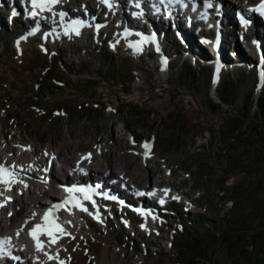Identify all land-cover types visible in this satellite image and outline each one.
<instances>
[{
  "label": "rangeland",
  "instance_id": "1",
  "mask_svg": "<svg viewBox=\"0 0 264 264\" xmlns=\"http://www.w3.org/2000/svg\"><path fill=\"white\" fill-rule=\"evenodd\" d=\"M3 12L1 135L7 127L9 132H16V139L22 137L38 143L39 148L52 146L63 151L67 161L89 150L98 151L104 141H108L115 157H128L125 154L135 150L131 148L133 142L126 141L124 127L136 138L149 136L156 150L154 161L149 164L154 170L153 182L168 174L165 164L168 165L175 174L173 184L183 181L186 189L202 190L201 203L207 208L204 212L209 213V205L213 206V216L219 219L200 227L195 218L192 225L185 226L183 208L173 207L176 216L158 222L163 236L172 233V249L167 247L168 240L154 235L143 237L142 220L135 229L123 226L127 218H113L108 228L103 222L99 225L92 221V226L87 224L82 230L76 227L62 239L60 247L68 264H236L233 247L228 249L221 238L223 231L238 235L242 233L236 230L240 226L246 231L264 222V85L259 94L264 67H258L260 58L254 43L250 42L251 49H245L247 65L237 64L225 70L216 90L209 81L213 66L188 55L189 59L183 62L185 55L181 47L178 51L179 38L174 32L163 43L171 59L170 65L166 63L170 67L168 73L155 56H149L148 49L140 57L136 51L124 50L125 42L111 49L110 45L117 42L108 37L107 28L102 34L71 40L61 47H48L38 37L18 46V38L27 34L30 27L24 22L14 23L15 27L6 25L7 12ZM74 42L77 45L72 48L70 44ZM172 45L180 55H172ZM16 47L23 52L16 51ZM236 145L241 149L246 145L245 151L228 152ZM127 164L128 174L136 178L137 189L143 187L148 170L142 159L130 155ZM115 166L119 171L121 161H116ZM188 172L191 176L187 179ZM224 189L230 202L219 199ZM231 199L235 201L233 205ZM217 205L221 206L219 217ZM208 213L205 214L209 216ZM210 218L203 217L205 221ZM247 234L250 240L239 245L241 250L242 246L254 249L251 232ZM195 236L201 239L203 250L187 261ZM148 242L151 249L143 252ZM246 261L243 264H252Z\"/></svg>",
  "mask_w": 264,
  "mask_h": 264
},
{
  "label": "bare ground",
  "instance_id": "2",
  "mask_svg": "<svg viewBox=\"0 0 264 264\" xmlns=\"http://www.w3.org/2000/svg\"><path fill=\"white\" fill-rule=\"evenodd\" d=\"M93 0H57L58 7L52 11H47V12H34V21H36V26L31 24V27L36 28L35 31H29V34L25 36V40L22 41V38L20 39V43L25 44V43H30L31 40L34 37V33L38 35L41 31H45V34H41L43 37L40 39L42 44H47L48 47H51V45L56 44L64 46L67 42L69 41H75L78 38L82 37H88L90 36L89 32L85 33L83 27H82V22L86 23L90 21V24H93L95 26H100L102 25L103 27H106L107 33L109 34V38H113L114 41L117 42V45L123 42L127 43L124 50L126 51H136L137 55L139 57L141 56L140 50L149 48V46L154 47V52L153 56H155L159 62V66H162V68L170 65V59H169V54L166 48H164V41L165 37L169 36L170 31L176 32L177 30L180 31V33H176L177 37L179 38L178 44L180 45L181 49L183 50L185 56H192L194 52L196 53L197 46H201V42H199L198 37L200 34L195 35L193 32L195 30H191L190 28L185 27V25L179 21L177 23L171 24L167 23L165 25H162V22L158 20V22H155V25L153 28L151 26H148L143 24L141 27L145 31L148 28H152L151 32H153V37L150 41L149 38L146 37L145 40L142 39H136L132 38L131 35H123L119 32V29L117 31L111 30L110 27L112 26L111 23L117 24L116 21H112V17H108L107 19H102L100 17V13H97L98 8L93 7L92 5ZM239 1V2H238ZM243 1L245 0H218L216 2H223L226 4V6H234L235 8H241L243 4ZM83 2L84 5L86 6L85 9H83ZM5 4V1H4ZM74 8V10H73ZM76 9L78 11H76ZM70 10H72L71 15L69 18L64 14L63 18L61 17L60 19L62 20L63 27H57L59 24L58 20V15L59 11H62V14L64 12L68 13ZM230 17L225 15L223 17V21L226 22ZM71 19H76L78 20V24H74V29L71 28V25H69L66 22L71 23ZM32 20V21H33ZM138 20L137 17H135L132 21ZM233 20V19H232ZM3 22V21H2ZM232 22V21H231ZM261 24L262 22L259 21ZM72 24V23H71ZM53 25V26H52ZM177 25V28L175 27ZM118 27V26H117ZM185 27V28H184ZM187 28V29H186ZM123 29V27L121 28ZM104 31H100L99 34L103 33ZM78 33V34H77ZM134 36V35H133ZM231 36L234 37L235 34H231L230 32L226 34L224 40L226 42L232 41ZM134 37H139V36H134ZM254 37L255 39L258 40V44L260 48L258 49V52L260 54V59H259V66L258 67H264V35H261L260 33L256 32ZM235 39V37L233 38ZM43 41V42H42ZM153 43V44H152ZM73 47H76V43H71L70 44ZM177 45V42H176ZM211 45V44H208ZM232 49L233 50H223L221 53L220 58L218 61L215 60V57L213 60V64L216 67L217 73L220 74L218 77L221 79L223 73L225 72V69L228 67H235L236 64H246L249 62L245 56L247 57L248 53L247 51L245 52V48L241 44V42L237 39L235 42L232 41ZM55 46V45H54ZM116 46V44L114 45ZM228 46H230L228 44ZM252 46V45H251ZM63 48V47H62ZM247 49V48H246ZM251 49V48H250ZM158 50L160 52L158 53ZM261 51V53H260ZM210 53V51H209ZM148 54H151V49L149 50ZM228 55V57H227ZM201 57L204 58V55L201 54ZM249 57V56H248ZM241 62H239V61ZM235 61V62H234ZM167 63V66H166ZM168 68V67H167ZM166 75V71H164ZM167 76V75H166ZM217 77V79H218ZM263 79V78H262ZM263 81L261 80L260 83V90L259 94L263 88ZM216 87V90H218L217 83L214 86ZM215 89V88H214ZM215 92V90H214ZM137 95H139V90L137 89ZM103 141V140H102ZM27 149H30L33 151L34 149H38L42 153L39 154L38 161L32 159H26V158H20L16 159L13 158L11 160L10 164L8 163L7 167H3L0 169H3V171H0V231L4 232V235H7L10 239L12 240V237L10 234L13 236V240L11 241V248L16 250L18 253L23 254L24 257L27 259H31V264H68V261L66 258L63 256V252L61 250V241L65 237H68L72 233L73 229L78 227L80 230L85 225H91L92 226V221L91 217L99 221L100 223L102 222H108L109 217L106 215L103 211V209L97 207H86L83 206V209H86L87 212H89V216L85 213V210H82L81 208L79 209H73L70 212L71 213H65V214H58V213H52L50 212L49 214L43 215L39 221H32L30 222V226L27 228L25 225L26 218H28V215L26 214V208L33 203H38L40 207H43L44 205L41 204V200H38V197L40 195L41 189H43L46 193L49 192V185L45 181V178L47 176L46 174V162L47 158L51 155V152H53L54 155L61 156L64 158L65 153L63 151H60L57 148L51 149L50 147L46 149H39L38 147L34 146H29L25 148V151ZM23 148H21L20 153L22 152ZM135 151L132 153H126L128 157L131 155L133 158L137 157L138 159H142L143 165L147 168L148 174H147V182L144 183L143 187H140L137 189L136 186V178L134 176H130L128 173V157H122L120 155L116 156L114 155L113 149L109 148L108 141H104L101 143V146L98 151L94 152L92 151L91 155H88L87 152L81 153L78 155L77 159H72L70 160V166L71 168H76L77 166H83L85 169L89 167H94L95 170L99 171H91L93 177H98L100 178L101 182L105 187H108V185L105 182L106 178H111V179H116L117 184L119 187H109V193L116 199H118V196L121 197V200L124 201L125 203H129L134 195H138L137 198H142L143 202L149 201V198H153L154 196L157 197L159 193H163L165 195V198H169L172 196L174 193L172 191H168V186L167 184V177H160L161 178V184L158 189V187H155L153 185V179L155 178L154 175V170L149 166V164L154 161L152 158L153 153L155 152V147L152 151H147V148L141 147L140 149H134ZM125 160V161H123ZM116 161H121V167L119 166V171H117L115 163ZM9 162V161H8ZM108 163L109 165V171L104 173V167L105 163ZM156 162V161H155ZM120 163V162H119ZM63 164H68V162H63ZM18 167H23L26 169V171L32 172V177L34 181H28L30 187H34L35 191L31 197L30 200H27L26 198H23L21 196H14V193L11 192L15 191L16 186H22L24 185L27 180L25 177L21 176L18 177L17 174H15V171L11 168L13 167L14 169ZM38 168L40 169L41 173H43L42 177L39 178L36 176V173L38 172ZM29 175V174H28ZM49 175V174H48ZM31 176V175H30ZM129 178V180H127ZM141 178V175L139 176ZM165 184V185H163ZM148 191L149 189V194H141V190ZM176 189V187L172 188ZM38 190V191H37ZM186 194L188 195V200L190 202H195V210L197 212H204L207 210V208L203 206L201 203V196H202V190L200 189H186ZM17 194H19L17 192ZM67 192H63V195L58 196V200L64 197H68ZM230 196L227 193V190H223L222 196L219 195V199H222L221 201H224L225 203L230 202ZM232 200V199H231ZM16 203L19 206L18 209V216L15 218H9L7 215H4L5 207L7 204L13 202ZM220 201V202H221ZM235 203V201L232 200V205ZM224 208V206H223ZM216 210V215L219 217V213L221 210V206L215 207ZM5 212H8L7 210ZM32 212V211H30ZM86 214V215H85ZM48 216V219L45 220V216ZM81 217V218H80ZM222 218V217H221ZM44 221H46L44 223ZM146 223V224H145ZM145 224V231H150V235H154L156 238H163V234H161V226L158 224H155L154 222L148 221V219L144 222ZM36 225H40L41 227L36 230V236H38V239L32 244L34 245V249H31V245L28 243H24V240L22 239L23 237L25 238L26 235H31L30 232L33 230V228ZM59 227H56V226ZM30 229V231L28 230ZM29 233V234H28ZM50 233V234H49ZM22 236V238H21ZM146 234H143V237H145ZM32 260L34 263H32ZM143 261H141V264Z\"/></svg>",
  "mask_w": 264,
  "mask_h": 264
},
{
  "label": "trees",
  "instance_id": "3",
  "mask_svg": "<svg viewBox=\"0 0 264 264\" xmlns=\"http://www.w3.org/2000/svg\"><path fill=\"white\" fill-rule=\"evenodd\" d=\"M190 72H192L195 76H196V71L194 69H192V67H190ZM241 119V117H238V120ZM245 147L246 145L243 146V149H241L239 147V145H236L235 148H231L230 150H228V152H230L231 150H235V151H245ZM233 153V152H232ZM264 186V185H263ZM264 189V187H263ZM259 199L255 200V203L259 204ZM238 208V210H240L239 206L237 205L236 209ZM237 210L234 211V213ZM231 217H229L228 219H230ZM204 221V223H211V224H215L219 221L218 218H210L209 220ZM248 226V225H246ZM249 229V228H247ZM234 230V229H233ZM242 233L238 234V235H233V234H227L225 233V231H223L224 233L222 234V239L225 241L224 243L225 246H227L228 249H232L233 247V251H231L232 254L236 255V260L237 263L236 264H243L245 260L246 263H250L252 262V264L254 263H258V264H264V222L262 224H260L259 226L255 227L254 229H249V230H244V228L242 226H240L238 229H236ZM247 232H251L250 238L252 240V242L254 243L253 250H249L246 246H242L243 249H239L238 247H240L239 245L242 244V242H248L250 239L248 238V234ZM194 239V244H192L193 248L192 250H189V258H185L187 261L188 260H192L194 259V255H196L199 251H202L203 249H201V245H202V241L200 238H198L197 236H195ZM198 241V242H197ZM191 248V247H190ZM185 250V248H184ZM238 250V252H237ZM186 251V250H185ZM238 253V254H237Z\"/></svg>",
  "mask_w": 264,
  "mask_h": 264
},
{
  "label": "snow or ice",
  "instance_id": "4",
  "mask_svg": "<svg viewBox=\"0 0 264 264\" xmlns=\"http://www.w3.org/2000/svg\"><path fill=\"white\" fill-rule=\"evenodd\" d=\"M46 2H57V0H33V6L34 7H41L43 8L45 6V3ZM78 34V33H77ZM145 147H149L148 145H145ZM0 171H3V169H0ZM79 191H83L82 189H79ZM82 210H85L86 209H82ZM48 219V216L46 215L45 216V220ZM41 226L40 225H36L33 230L30 232V234L33 236L34 239H38V237L36 236V230L39 229ZM56 227H59L58 225ZM50 234V233H49ZM9 243V240L8 239H5V240H2L0 241V245H3V244H7Z\"/></svg>",
  "mask_w": 264,
  "mask_h": 264
},
{
  "label": "water",
  "instance_id": "5",
  "mask_svg": "<svg viewBox=\"0 0 264 264\" xmlns=\"http://www.w3.org/2000/svg\"><path fill=\"white\" fill-rule=\"evenodd\" d=\"M45 7L51 9L52 8V2H46Z\"/></svg>",
  "mask_w": 264,
  "mask_h": 264
}]
</instances>
